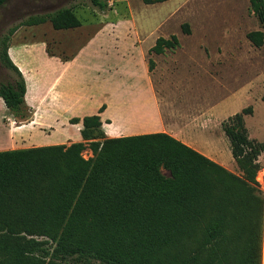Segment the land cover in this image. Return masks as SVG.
<instances>
[{
    "label": "trees",
    "instance_id": "16d2710c",
    "mask_svg": "<svg viewBox=\"0 0 264 264\" xmlns=\"http://www.w3.org/2000/svg\"><path fill=\"white\" fill-rule=\"evenodd\" d=\"M249 5L264 28V0ZM46 21L57 30L80 25L73 7H62L0 37V63L16 75L0 82V98L21 119L31 111L25 79L8 54L10 36ZM246 36L263 45L261 30ZM178 45L174 34L159 36L149 51ZM153 64L149 59L150 70ZM104 108L70 119L81 121L83 141L0 150V264H261L264 196L246 163L258 167L264 145L247 134L244 115L252 107L223 122L242 176L165 132L106 137ZM86 144L93 159L81 155Z\"/></svg>",
    "mask_w": 264,
    "mask_h": 264
},
{
    "label": "rangeland",
    "instance_id": "374dc122",
    "mask_svg": "<svg viewBox=\"0 0 264 264\" xmlns=\"http://www.w3.org/2000/svg\"><path fill=\"white\" fill-rule=\"evenodd\" d=\"M100 1L105 3L103 9L92 0H8L0 6V37L31 15L72 6L79 26L57 30L49 21L20 25L9 44L33 45L29 47L33 48L34 63L50 77L64 76L59 86L84 97L85 115L96 114L101 105L107 110L104 117L124 112L118 116L120 127H158L146 97L152 93L159 111L157 131L198 145L204 150L201 154L242 176L223 122L252 107V113L244 115L247 134L264 145V42L256 47L246 36L249 31L261 30L264 41V28L251 12L249 0ZM184 23L188 32L182 29ZM172 34L179 41L175 49L161 54L149 51L159 36L169 38ZM41 42L54 56L44 53L38 45ZM12 58L18 60L19 55L12 52ZM149 59L154 62L152 70ZM70 74H75L74 81L66 84ZM15 77L0 63V82ZM29 91L31 96L35 94L31 82ZM29 109V116L21 119L0 102V149L68 146L79 141L77 123L35 121ZM111 118L105 121L111 122ZM23 124L29 126L30 134L21 141L11 128ZM81 155L86 160L94 157L87 144ZM258 157L262 165L246 163V170L253 171L264 196V151ZM162 173L168 174L164 169Z\"/></svg>",
    "mask_w": 264,
    "mask_h": 264
},
{
    "label": "crops",
    "instance_id": "0c3cea01",
    "mask_svg": "<svg viewBox=\"0 0 264 264\" xmlns=\"http://www.w3.org/2000/svg\"><path fill=\"white\" fill-rule=\"evenodd\" d=\"M40 44L45 54L51 57L54 56V55H50V53L47 51L44 42H41L38 45ZM29 46H33V45H27V46H25V44L21 46L10 45L8 49V54L12 59V61L14 62V64L19 68L25 79L26 82L25 102L31 108L33 113V118L35 119V121L38 120L41 122L42 121L67 122L73 117H78L81 119L83 116H85V111H83V106H82L84 97H82V95L74 94L71 90L70 92H67V90H64L59 86L60 82L64 79L63 78L64 76L60 77V75H53L50 77L49 74H47V72H45L42 68L37 66L34 63L33 57L31 55L33 48ZM12 52L17 53L19 55L18 60H14L12 58ZM64 68L66 69L67 65H64L63 69ZM74 76L75 74H70L69 76H67V78H65V81L67 82L66 84H72V82L74 81L73 79ZM30 82L32 83V88L35 91V94L33 96L30 95V91H29ZM146 97L149 102V109L153 110L154 119L159 127L160 126L158 123L159 111H158L157 101L155 97L152 95V93L149 96L146 95ZM0 102L4 103L1 98H0ZM106 111L107 110L105 111L103 110L101 113H99L102 121V129L104 130L106 137H119V136L137 135V134H145V133H153V132H163V131H157L156 129L158 127L151 128V125L120 127L118 124V118H119L118 116L124 112L120 111L114 114L113 117L111 118V117H104ZM109 118H111L112 121L106 122L105 119H109ZM75 126L77 127V131L79 132L80 131L79 129L81 127V121L75 124ZM28 127L29 126H27V124H23L18 126L17 128L12 127L11 131L12 134L17 135L18 138L22 141V138L25 135L30 134V130ZM14 129H18V130H14ZM169 135L173 136L172 134ZM80 140H82L81 135H79V141ZM183 143L187 144L188 146L192 147L193 149H195L200 153L204 152V150L200 149L198 145H195L191 142H183ZM19 148H27V147L16 145L13 147L8 146L5 148H1L0 150L19 149ZM257 161L259 162L258 159ZM259 163L261 164V162Z\"/></svg>",
    "mask_w": 264,
    "mask_h": 264
}]
</instances>
